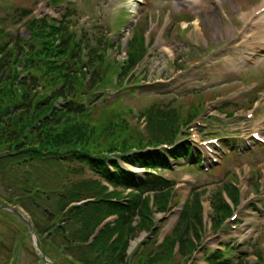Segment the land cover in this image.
I'll use <instances>...</instances> for the list:
<instances>
[{
    "label": "trees",
    "instance_id": "trees-1",
    "mask_svg": "<svg viewBox=\"0 0 264 264\" xmlns=\"http://www.w3.org/2000/svg\"><path fill=\"white\" fill-rule=\"evenodd\" d=\"M69 16L70 11L57 24L48 18L36 20L27 9L0 17V206H19L28 213L40 247L55 262L128 264L130 242L149 230L154 213L167 209L173 184L151 175L135 186L133 179L106 154L116 153L117 149H141L146 144L170 143L179 127L201 109L204 97L194 94L186 111L183 98L157 100L143 113L147 126L145 136L141 135L129 125L130 111L120 107L119 98L101 107L97 104L110 82L106 55L109 42L102 33L93 40L84 36L76 42L69 30ZM19 26L28 33L26 39L19 34ZM10 29H14L13 35ZM143 31L140 23L134 27L125 71L145 52ZM84 47L87 61L81 57ZM58 59L65 61L57 64ZM22 60L26 76L14 84L16 66ZM176 64L181 67L182 62ZM85 74H90L87 82ZM54 87L56 91L51 92ZM58 99L63 101L60 109L56 108ZM231 107L234 110L239 106ZM180 154L173 157L185 160L187 149L182 148ZM129 162L155 170L167 168L158 157L152 160L136 155ZM222 177L226 180L214 189L212 196L215 225L230 214L221 189L236 200V189L228 182L234 176L222 171ZM201 193L202 190L192 192L170 236L154 256L150 258L145 251L130 264H170L174 259V242L178 243L179 256L189 254L194 248L192 237L198 238L202 228L197 199ZM83 200L90 201L81 207L72 205ZM113 216L115 220L106 224L92 244L86 246L88 236ZM0 219L9 223L19 218L0 209ZM61 222L62 227L54 230ZM10 230L9 247L0 239L4 254L0 264H8L17 244L25 239L13 228ZM254 254L255 264H263L261 252L255 250ZM240 255L237 264H248L247 255ZM210 260L221 259L212 255Z\"/></svg>",
    "mask_w": 264,
    "mask_h": 264
},
{
    "label": "rangeland",
    "instance_id": "rangeland-1",
    "mask_svg": "<svg viewBox=\"0 0 264 264\" xmlns=\"http://www.w3.org/2000/svg\"><path fill=\"white\" fill-rule=\"evenodd\" d=\"M216 0H182L180 3L174 8L168 6V8L172 9L171 15L173 17H177L180 15H184L185 17H191L193 20L195 17L199 19L200 27L199 29L191 28V20L190 22L182 24V26L188 25L190 31L187 35H181L179 33H175L174 31L171 33V36L167 37L165 40L161 37L164 26H167L169 29L170 26V18L169 24L168 18L162 19L164 15V8L161 9L162 4L158 0H143L145 3H137L136 8L133 10V13L128 15L126 19L121 20L120 17L122 15L121 12L126 9L129 10V0H78L80 11L83 15H90L92 17V21L95 23L97 27H101L102 30H107L108 37L112 43L116 44L120 37L124 36L126 31L132 34L133 27L136 23L145 22V18L149 11L152 13L155 10H160L161 12V20L162 27L153 26L152 31L156 34V44L154 48L151 50L152 55H150V59L148 60V64L150 65L151 73L148 75L147 80L149 82L153 81V79L161 78L159 81L161 86H149L146 85L141 89L137 90L136 96H130L127 93L122 94V105L128 106L133 109L134 115L142 111L143 109L150 106L156 99H164L172 100L173 97H177L178 99L183 98V95L188 91H202L204 94L219 95L218 97L225 96L227 93L235 91L238 95H240L241 90H236L234 88L238 87L241 83L239 82V78H235V75H229L228 72L230 70V64L232 62H237V56L229 50L231 49L232 43L234 40V34L229 31L228 24H225L220 15L217 13V7L214 3ZM220 1V0H219ZM224 2V7L229 12L228 14L234 16L237 10L241 9H250L258 3V0H221ZM49 0H0V16H4L7 13H12L15 9L27 8L31 9L33 14L38 15L41 12H45L44 4L48 3ZM82 2V3H81ZM234 11V13H232ZM237 14V13H236ZM99 17V18H98ZM236 19L235 24L237 25ZM123 21V22H122ZM147 21V18H146ZM148 24V23H147ZM174 30L178 31V26L176 23L173 24ZM224 26V27H223ZM188 28V29H189ZM204 38L207 40L209 44V48L206 50L203 46L202 42L205 44ZM198 44V46H197ZM169 51H171L176 58H183L185 60V65L187 68L186 71H177L172 64H169ZM190 54L192 56H197V61L193 62L190 58ZM110 58L120 59L121 55L116 53V50L113 48L109 51ZM190 58V59H189ZM158 65L160 67L156 68ZM262 74H261V73ZM264 75V67L258 68L256 71L250 72V76L253 78H257L258 80H262ZM235 76V77H234ZM234 77V78H232ZM244 77H241L243 80ZM250 78V79H253ZM152 83V82H151ZM200 83H206V88H203ZM148 86V87H147ZM185 86V87H182ZM244 92V91H243ZM168 93V94H164ZM161 94V95H160ZM113 97V95H112ZM109 97L106 102L111 100ZM191 98V96H188ZM217 98V97H216ZM185 99V98H183ZM247 97L240 98L233 102V104H238L240 106L246 103ZM239 114H245L247 109L237 111ZM213 122L211 121V124ZM247 123V122H245ZM130 124L132 126L137 125L139 128L137 120L134 118L130 119ZM253 123H248L244 127L246 130L247 125H252ZM235 123L226 124L225 130L221 128L219 124L214 126V130H224L225 132L232 133L234 130ZM140 129V128H139ZM145 130L141 128L139 130L140 133ZM227 159V158H226ZM225 159V160H226ZM252 161H257L258 164L256 167H253L250 163ZM240 162H247L251 166V171H255V168H262L264 164V149H259L255 154H250L244 156L240 159ZM227 163V162H226ZM225 163V165H226ZM217 169L216 173H219ZM237 174H239L240 169L237 168L235 170ZM167 177H171L177 181V183L182 182V178L185 176V173L179 169V171L175 172V174H166ZM251 176L253 174L251 173ZM199 184L209 183L207 189L212 191L214 187V182L218 181V179L213 180L212 177L206 178L205 175L197 174ZM229 181L234 182L235 179H230ZM243 191L246 194L251 195L252 192V179L247 182H243ZM179 195L177 201L181 203L187 197L189 188L187 190L181 189L180 184L178 186ZM255 190H260V186H256ZM209 200V199H208ZM24 217L27 218L24 213ZM158 217V216H156ZM248 221L245 220L246 224ZM10 223V224H9ZM6 223L3 219H0V239L1 243L5 246L9 247L11 243V230L13 228L18 234L24 236L25 239L20 240V243L17 244L16 252L13 253L12 259L8 264H40L38 254H35L32 241L25 232L27 230L26 225L23 223L21 219H15L13 222ZM167 221L161 219L158 222V239L162 236V230L164 229ZM209 223H207V226ZM213 234L209 228L206 229V235L212 236ZM145 237L144 233H141L139 237L135 238L129 246L128 254H132L135 250L134 248L137 246L139 241L143 240ZM157 239V236H156ZM219 242H225V239L217 237ZM226 239H229L227 237ZM256 239H262L264 242V218H262L259 229L256 234L248 240L246 246L249 245L248 252H251L252 244ZM212 242H215L216 237L212 236ZM207 240L204 242L207 245ZM155 249V248H154ZM2 246H0V263L3 261V251ZM242 250H244L242 248ZM56 249H54L51 254H55ZM60 252V251H59ZM61 259L60 257L56 258ZM194 264H203L202 259L200 258V254L196 255ZM247 260L252 263L254 258L250 255Z\"/></svg>",
    "mask_w": 264,
    "mask_h": 264
},
{
    "label": "water",
    "instance_id": "water-1",
    "mask_svg": "<svg viewBox=\"0 0 264 264\" xmlns=\"http://www.w3.org/2000/svg\"><path fill=\"white\" fill-rule=\"evenodd\" d=\"M8 210H10V211H12V212H14V213H16V214H18V215H21L20 212H19L18 210H16V209L8 208ZM30 232H31V231H30ZM35 240H36V238H35ZM34 246H35V248L41 253V250H40V248L38 247V245L34 244ZM42 256L44 257V255H42Z\"/></svg>",
    "mask_w": 264,
    "mask_h": 264
},
{
    "label": "bare ground",
    "instance_id": "bare-ground-1",
    "mask_svg": "<svg viewBox=\"0 0 264 264\" xmlns=\"http://www.w3.org/2000/svg\"><path fill=\"white\" fill-rule=\"evenodd\" d=\"M135 2H136V0H131L130 1V5H131V9L132 10H134L135 8H134V6H135ZM261 19V17L259 18V20Z\"/></svg>",
    "mask_w": 264,
    "mask_h": 264
}]
</instances>
